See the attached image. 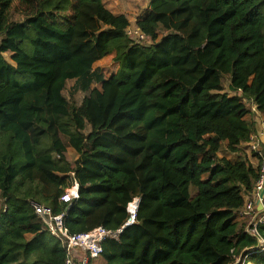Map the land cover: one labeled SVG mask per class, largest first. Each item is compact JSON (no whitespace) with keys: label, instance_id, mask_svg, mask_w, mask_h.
Here are the masks:
<instances>
[{"label":"trees","instance_id":"trees-1","mask_svg":"<svg viewBox=\"0 0 264 264\" xmlns=\"http://www.w3.org/2000/svg\"><path fill=\"white\" fill-rule=\"evenodd\" d=\"M254 107L264 0H150L133 25L104 0H0V264H66L35 205L71 236L122 230L91 264L236 263L263 217L242 216L264 160Z\"/></svg>","mask_w":264,"mask_h":264},{"label":"built area","instance_id":"built-area-1","mask_svg":"<svg viewBox=\"0 0 264 264\" xmlns=\"http://www.w3.org/2000/svg\"><path fill=\"white\" fill-rule=\"evenodd\" d=\"M127 33L129 36L136 40H139L140 42H147L148 40L146 36L141 33V31L135 26L130 27ZM261 126L264 128V120L261 121ZM251 147L252 151L260 152L258 151L257 146ZM261 193H264V160L261 165L259 179L256 183L254 200L247 202L245 211L242 213V216H246L248 214L251 215L256 210L254 218L259 217L260 214H263V217H261L257 222L253 221V223L251 224L253 228L250 227L247 230L251 235L257 236L259 244L255 251L250 252L245 256H241L234 264H252L250 262V257L255 253L264 252V238L260 236L258 232V224L264 223V197H261ZM78 197L79 185L78 183H75L72 188L66 191L62 200L66 203H69L73 199H76ZM259 204H263L262 212L258 211ZM137 207L138 206L136 204V209ZM35 209L39 217H41L45 224L49 227L51 233L58 236L59 238H62L66 242L68 249V259L66 261V264H91L92 260L98 259L103 253L102 242L107 238H117L122 232V230L118 232H112L103 228H98L90 233L71 236L68 232V229L65 227L64 215L54 216L51 209L44 206L35 205ZM132 213V218L135 222L136 210L135 213Z\"/></svg>","mask_w":264,"mask_h":264},{"label":"rangeland","instance_id":"rangeland-1","mask_svg":"<svg viewBox=\"0 0 264 264\" xmlns=\"http://www.w3.org/2000/svg\"><path fill=\"white\" fill-rule=\"evenodd\" d=\"M107 8H109L114 14H125L129 17L131 20L132 25L134 24L135 20L137 19L138 16H141L144 14L150 5V0H104ZM165 33L161 32L160 37L163 36ZM147 43V42H146ZM149 44V43H147ZM6 58L10 61L9 57L6 56ZM113 56H110L102 61H100L96 66L103 68L106 76H110L111 74L115 73L118 68V64L115 62L113 59ZM74 82L70 81L68 82V89L72 88ZM67 96H69V92H65ZM86 94L81 93L75 96V101L77 103H81L82 100L84 99ZM224 143V147H225ZM222 156V155H221ZM232 159L235 158V156L230 155ZM67 158L70 162H73L76 158L75 153L70 150L67 153ZM236 159V158H235ZM234 159V160H235ZM193 190V189H192ZM135 204V203H133ZM240 219V218H239ZM238 219V220H239ZM264 224V223H263ZM102 261H97V264H101ZM252 264L254 262L251 260L250 261Z\"/></svg>","mask_w":264,"mask_h":264},{"label":"crops","instance_id":"crops-1","mask_svg":"<svg viewBox=\"0 0 264 264\" xmlns=\"http://www.w3.org/2000/svg\"><path fill=\"white\" fill-rule=\"evenodd\" d=\"M255 112H256V110L254 107V114H255L254 122L257 124V133L255 135H253L251 138V142L249 143V148H250L249 151L250 152L252 151L251 146H257L258 151H260L262 153V152H264V128L261 126V121L264 120V117L260 113H255Z\"/></svg>","mask_w":264,"mask_h":264},{"label":"water","instance_id":"water-1","mask_svg":"<svg viewBox=\"0 0 264 264\" xmlns=\"http://www.w3.org/2000/svg\"><path fill=\"white\" fill-rule=\"evenodd\" d=\"M261 197H264V193H261ZM138 208V207H137ZM136 211H137V209H136ZM258 211L259 212H262L263 211V204H259L258 205ZM134 213H135V211H134ZM133 218L132 219H130V221H129V223L127 224V226H130L131 224H133Z\"/></svg>","mask_w":264,"mask_h":264},{"label":"bare ground","instance_id":"bare-ground-1","mask_svg":"<svg viewBox=\"0 0 264 264\" xmlns=\"http://www.w3.org/2000/svg\"><path fill=\"white\" fill-rule=\"evenodd\" d=\"M130 210H131L132 212H134V211L136 210V204H132V205L130 206Z\"/></svg>","mask_w":264,"mask_h":264}]
</instances>
